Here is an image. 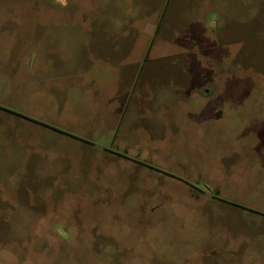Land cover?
<instances>
[{
    "label": "rangeland",
    "instance_id": "rangeland-1",
    "mask_svg": "<svg viewBox=\"0 0 264 264\" xmlns=\"http://www.w3.org/2000/svg\"><path fill=\"white\" fill-rule=\"evenodd\" d=\"M0 264H264V0H0Z\"/></svg>",
    "mask_w": 264,
    "mask_h": 264
},
{
    "label": "crops",
    "instance_id": "crops-1",
    "mask_svg": "<svg viewBox=\"0 0 264 264\" xmlns=\"http://www.w3.org/2000/svg\"><path fill=\"white\" fill-rule=\"evenodd\" d=\"M99 23L109 24L110 22L108 20ZM90 37H91L90 41L85 42L86 45L84 46V49L80 54L79 63L81 66L80 65L78 66L83 68L87 72L90 69H94V68H96L97 70L108 69L111 71L110 73L112 74V76H115V80L117 83L120 81H125L127 78L126 81L130 82V89L127 92L128 97L126 96L127 98L126 101L125 99L123 101L125 104L129 103L130 102L129 100H131V98L134 95H139L140 93L143 94V87L141 88V83L144 81L143 78L144 66H142V68L139 71L134 67H133L134 69L132 70L115 71L116 66H118L119 63L117 60L119 59L121 53L125 51V50L124 51L120 50L121 37L119 33L114 32L113 29L109 26L106 27L102 26L100 28L98 27V30H96V32L90 34ZM38 39L41 40L44 38L38 37ZM130 57H131L130 51L128 50L127 54H125V58L127 59V61H129L128 59H130ZM61 67L63 68L64 65H62ZM119 68L120 66H118V69ZM138 85L140 86L138 91L139 94L136 93V88ZM188 85L189 86L184 85L183 87L187 88L190 91V92L188 91L189 93L191 92L192 94L196 93L190 88L191 85L190 84ZM195 87L196 89H198L197 86ZM114 99L118 100L119 97L117 98L115 97Z\"/></svg>",
    "mask_w": 264,
    "mask_h": 264
}]
</instances>
